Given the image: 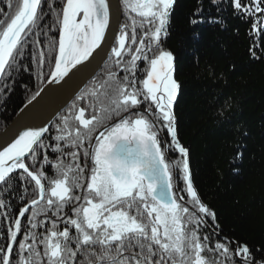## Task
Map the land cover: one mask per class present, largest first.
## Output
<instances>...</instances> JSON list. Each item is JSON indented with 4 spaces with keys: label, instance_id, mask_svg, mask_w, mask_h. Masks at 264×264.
Returning <instances> with one entry per match:
<instances>
[{
    "label": "snow or ice",
    "instance_id": "obj_1",
    "mask_svg": "<svg viewBox=\"0 0 264 264\" xmlns=\"http://www.w3.org/2000/svg\"><path fill=\"white\" fill-rule=\"evenodd\" d=\"M209 2L217 13L209 23L226 27L227 4L235 18L252 22L251 33L264 34V0ZM200 4L192 24L203 22ZM174 8L175 0H123L131 25L117 22L107 50L111 0H22L2 27L0 95L5 101L23 73L33 75V66L41 84H52L94 54H106L123 75L110 71L101 85L107 91L93 89L78 97L91 103L77 108L74 102V130L66 115L55 136L43 126L27 127L0 143V264H264V248L227 237L212 243L222 229L198 194L189 150L178 136L181 84L176 57L163 46ZM50 32L46 56L40 37ZM49 150L57 154L55 160ZM47 167L58 178L46 176ZM30 188L35 198L28 200Z\"/></svg>",
    "mask_w": 264,
    "mask_h": 264
},
{
    "label": "trees",
    "instance_id": "obj_2",
    "mask_svg": "<svg viewBox=\"0 0 264 264\" xmlns=\"http://www.w3.org/2000/svg\"><path fill=\"white\" fill-rule=\"evenodd\" d=\"M120 3L123 8V0ZM20 4L22 0H0V20L5 22L0 30L14 17ZM200 6V0H175L169 34L163 45L176 57L175 75L181 84L175 107L178 136L189 150L198 194L215 211L222 229L220 237H213L212 243L227 237L252 249L264 248V34L251 33L252 22L235 18L227 4L228 11L223 14L226 27L209 23L210 16H217L209 0H202L203 22L192 24L193 13ZM129 15L135 17V13L129 12ZM124 23L131 25L125 13ZM260 27L264 29V23ZM53 35L50 32L48 38L40 37V48L46 56L50 51L49 38ZM55 35L57 44L51 48L53 55L58 45V33ZM141 35L138 28V39ZM31 48L30 44L29 52ZM32 71L31 76L22 74L6 101L0 95V131L44 84L36 78L35 66ZM44 71L47 74V65ZM110 71H116L118 77L123 75L108 60L79 96L93 89L101 93L107 91L101 85ZM78 97L53 121L48 136L58 134L56 128L64 126L62 117L66 115L69 130L77 127L78 122L72 118L74 102L77 108L91 103L87 96L84 101ZM102 106L99 102L95 105L101 117ZM91 111L89 108L86 118ZM49 155L55 160L57 154L49 150ZM64 162L69 163L70 157H64ZM80 162L83 164L82 155ZM45 174L58 178L53 176L51 167L45 169ZM45 185L49 187L47 181ZM32 198L35 193L30 188L28 200ZM16 204L23 206L20 201ZM208 256L211 258L212 254Z\"/></svg>",
    "mask_w": 264,
    "mask_h": 264
},
{
    "label": "water",
    "instance_id": "obj_3",
    "mask_svg": "<svg viewBox=\"0 0 264 264\" xmlns=\"http://www.w3.org/2000/svg\"><path fill=\"white\" fill-rule=\"evenodd\" d=\"M111 5L114 15L108 33L109 40L103 45L106 50L112 42L110 38L115 32L117 22L122 24L123 17L119 0H111ZM107 61L106 54H94L84 66H78L79 70L73 69L64 80L52 84L45 82L41 87L44 90L36 100H33L26 108L24 104L21 107L24 110L21 111L20 108L12 121L0 132V143L9 139L14 133L26 130L27 127L50 128L55 118L80 94Z\"/></svg>",
    "mask_w": 264,
    "mask_h": 264
},
{
    "label": "flooded vegetation",
    "instance_id": "obj_4",
    "mask_svg": "<svg viewBox=\"0 0 264 264\" xmlns=\"http://www.w3.org/2000/svg\"><path fill=\"white\" fill-rule=\"evenodd\" d=\"M138 21H139V18L137 19ZM140 67L141 68H143L144 67V65L143 64H140ZM143 77H141V79H142ZM140 111H143V106H141V108L139 109ZM135 111V110H134ZM166 134V133H165ZM171 156H172V158L173 159H177V157H178V154L177 153H171L170 154Z\"/></svg>",
    "mask_w": 264,
    "mask_h": 264
}]
</instances>
